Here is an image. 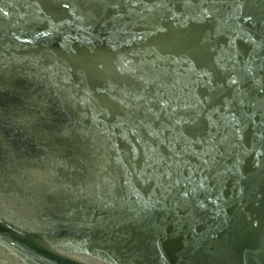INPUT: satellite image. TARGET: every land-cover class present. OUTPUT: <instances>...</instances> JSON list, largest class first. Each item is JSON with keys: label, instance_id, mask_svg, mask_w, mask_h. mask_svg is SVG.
Masks as SVG:
<instances>
[{"label": "water", "instance_id": "water-1", "mask_svg": "<svg viewBox=\"0 0 264 264\" xmlns=\"http://www.w3.org/2000/svg\"><path fill=\"white\" fill-rule=\"evenodd\" d=\"M120 0H0V50L54 24Z\"/></svg>", "mask_w": 264, "mask_h": 264}]
</instances>
